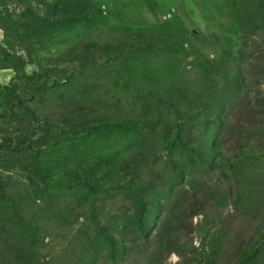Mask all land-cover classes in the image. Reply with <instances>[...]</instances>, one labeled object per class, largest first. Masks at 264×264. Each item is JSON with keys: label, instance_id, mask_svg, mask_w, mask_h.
Wrapping results in <instances>:
<instances>
[{"label": "rangeland", "instance_id": "obj_1", "mask_svg": "<svg viewBox=\"0 0 264 264\" xmlns=\"http://www.w3.org/2000/svg\"><path fill=\"white\" fill-rule=\"evenodd\" d=\"M130 1L0 0V264H264L255 3Z\"/></svg>", "mask_w": 264, "mask_h": 264}, {"label": "trees", "instance_id": "obj_2", "mask_svg": "<svg viewBox=\"0 0 264 264\" xmlns=\"http://www.w3.org/2000/svg\"><path fill=\"white\" fill-rule=\"evenodd\" d=\"M251 1H253L255 4H254V8H252V11L250 13L252 15V18H248V22H247L248 34L244 39L245 45H243V46H246V44H249L250 42H254L253 38L261 39V42H264V0H251ZM84 9H85V7H84ZM84 9L83 8L78 9L77 12H79V11L82 12ZM56 25L63 26V22L62 23L49 22V24H48L49 31L51 32V30L54 29V27ZM21 27H23V28H21ZM17 28L22 29V31L24 33L29 31V28L27 25H21L20 26V24H18ZM50 35H51V33H50ZM49 38H50V40H49L50 44H52L53 43L52 37L49 36ZM262 77L264 78L263 72H262Z\"/></svg>", "mask_w": 264, "mask_h": 264}, {"label": "crops", "instance_id": "obj_3", "mask_svg": "<svg viewBox=\"0 0 264 264\" xmlns=\"http://www.w3.org/2000/svg\"><path fill=\"white\" fill-rule=\"evenodd\" d=\"M169 1V0H168ZM125 9L128 13V17L123 22L122 26H129V27H141L146 25V22H143L141 19L140 13L137 7L132 3L130 0H124ZM169 7V11L173 8L171 5H167ZM3 31L0 28V37L2 36Z\"/></svg>", "mask_w": 264, "mask_h": 264}]
</instances>
